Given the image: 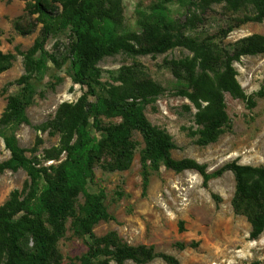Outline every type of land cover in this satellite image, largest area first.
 <instances>
[{
  "label": "rangeland",
  "instance_id": "374dc122",
  "mask_svg": "<svg viewBox=\"0 0 264 264\" xmlns=\"http://www.w3.org/2000/svg\"><path fill=\"white\" fill-rule=\"evenodd\" d=\"M89 1L105 11L109 28L134 45L145 41L146 30L160 16L183 24L185 35L198 42L209 43L215 50H231L238 40L258 35L264 37V20L247 22L227 34L232 12L224 3L213 4L205 12L181 0L160 5V0H75ZM31 0H0V50L13 55L11 66L0 73V118L6 110L8 98L20 96L24 82L33 84L35 94L26 114L29 124H8L0 127V163L10 156L4 137L14 135L17 144L26 149L25 156L39 167L56 166L65 157L64 147L74 141V135L56 130L54 124L65 105H75L87 94V87L75 84L68 74L70 47L75 40L66 22L63 6L57 16L43 22L38 13L29 15ZM163 7V8H162ZM67 10V11H68ZM17 24L19 30L15 28ZM48 32L43 49L34 50ZM193 53L184 47H173L155 55L117 53L96 62L99 69L97 92L115 89L126 92L135 87L155 86L157 95L144 99V114L151 124L164 129L176 147L171 151L175 159L190 158L206 165L211 172L232 160L241 164L264 166V53L242 55L232 61L235 79L253 105L221 92L223 113L228 127L219 138L206 146L195 143L204 117L198 105L183 90L191 92L186 81L185 67L177 63L192 59ZM141 100V98H138ZM103 123H117L119 118H102ZM90 136L101 134L94 129ZM136 143L132 160L124 170L109 171L104 165L108 155L94 164V177L87 182V193L103 194V204L113 220L99 221L92 228L95 237L114 234L117 241L129 246L144 245L154 252L173 256L177 264H264V231L251 240L249 219L234 211L232 200L235 181L232 172L224 171L210 179L204 187L202 177L195 171L176 173L161 165L157 171L145 169L142 163L144 142L134 131ZM30 183L24 168L0 171V205L10 193L25 192ZM44 184L43 180L39 185ZM85 195L79 193L74 214L64 223V232L56 243L59 264H79L91 239L75 231L74 218L81 213ZM180 244L185 247L181 248ZM4 257L0 256V264ZM99 257L94 261L97 264ZM110 264H117L110 259ZM122 264H136L130 260ZM146 264H168L155 258Z\"/></svg>",
  "mask_w": 264,
  "mask_h": 264
},
{
  "label": "trees",
  "instance_id": "16d2710c",
  "mask_svg": "<svg viewBox=\"0 0 264 264\" xmlns=\"http://www.w3.org/2000/svg\"><path fill=\"white\" fill-rule=\"evenodd\" d=\"M27 4L29 15L38 13V19L46 22L58 15L59 5L63 6L66 22L71 26L75 40L70 47L68 74L71 81L87 87V94L93 100L83 97L75 105H65L58 115L54 127L56 130L74 135V141L64 147L65 157L56 166L39 167L27 151L21 148L14 135L4 137L5 148L10 156L0 163V171H16L24 168L30 183L25 192L17 190L10 193L0 205V256L2 264H59L56 243L64 232V223L74 213V203L79 193L85 195L80 215L74 218L75 231L88 235L91 242L88 249L77 259L79 264H117L130 260L136 264H146L160 258L168 264H177L173 256L156 253L152 247L144 245L129 246L117 241L114 234L97 238L92 228L99 221L113 220L103 204V194L87 193L85 186L94 177V164L108 155L110 160L104 165L109 171L126 169L131 160L136 143L132 133L137 131L144 142L142 163L145 169L157 171L163 165L176 173L191 170L202 177L206 187L210 179L219 177L224 171L232 172L235 191L232 200L233 209L245 215L251 224L249 238L257 239L264 231V166L241 164L236 160L225 163L214 171H207L206 165L194 159H175L171 151L176 147L171 136L153 124L144 114V99L148 95H157L159 89L153 85L135 87L126 92L115 89L97 92L99 69L96 62L105 56L117 53L128 55H155L173 47H184L193 53L192 59L177 64L184 66L186 81L191 92L183 90L193 102L201 99L207 104L199 108L202 114V128L195 134V143L206 146L215 142L225 127H228L223 106L215 105L221 100V92H229L234 97L253 105L250 96L244 94L235 79L232 61L242 55L264 53V37L253 35L238 40L231 50H215L209 43L198 42L184 34L183 24L167 20L160 16L157 22L146 30L145 41L137 46L127 38L116 35L104 21L105 11L89 1L76 3L70 10L69 4L75 0H31ZM173 0H160L162 4ZM193 6L195 10L205 12L213 4L224 3L231 16L230 24L221 31L229 33L247 22L264 20V0H181ZM163 8V7H162ZM68 10V11H67ZM15 28L19 30L17 24ZM48 32H44L41 41L36 42L34 50H40L39 61L44 63L43 43ZM13 55L0 50V73L7 70ZM20 96L8 98L5 113L0 118V127L10 124H29L27 107L35 94L33 84L24 82ZM141 98V100H138ZM102 118H119L117 123H103ZM101 134L90 136L89 130ZM43 180L44 184L39 185ZM184 248V244H180Z\"/></svg>",
  "mask_w": 264,
  "mask_h": 264
}]
</instances>
